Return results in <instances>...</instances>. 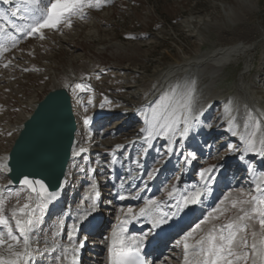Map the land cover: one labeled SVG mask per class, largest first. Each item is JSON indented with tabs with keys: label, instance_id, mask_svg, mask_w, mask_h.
<instances>
[{
	"label": "rangeland",
	"instance_id": "374dc122",
	"mask_svg": "<svg viewBox=\"0 0 264 264\" xmlns=\"http://www.w3.org/2000/svg\"><path fill=\"white\" fill-rule=\"evenodd\" d=\"M249 1L250 3L245 5L244 0H106L99 9L88 8L86 19H83V22H77L78 25L71 26V29L67 27L59 34H46L47 38L21 43L0 61V123L3 122L10 126L22 123L27 103L41 99L42 95L54 87L52 84L53 75L58 78L60 74H66L69 68H73V74H75L73 79L88 80L92 75L95 76L96 73H102L104 70L108 75L99 74L94 87L90 85V90H85L89 92H84L78 97L73 96L75 113L77 112L83 121L85 118L89 120V123L92 121L91 126L94 128L93 138L95 137V139L91 143L98 144L96 130L102 128L105 123L102 121L99 125H95L97 123L95 118L100 108L108 110L112 107L111 111L120 110L125 106V103L119 98L131 101L140 100L138 93L141 90L148 96L152 80L154 81L177 61L195 57L200 52L211 51L224 43L238 42L254 37L256 43L252 52L246 57L247 59H241L228 66L212 83L210 89H207L209 83L207 76L205 75V78L203 77L201 80L200 89L204 88V95L212 103L206 111L207 115L204 114V125L200 123L194 125L192 132L195 135L196 128H198L206 152H201L195 147L190 149L188 144L185 148L180 146V152L175 153L172 157L173 143H168L165 146L166 137H162L153 156L155 162L151 164L153 165L151 167L154 170L151 172L153 176L150 178L152 180L157 178L158 173L171 162V169H167L166 175L169 181L173 179L176 181L174 186L177 191L174 195L179 194L180 190L186 189L180 186H191V184L184 183L185 179L182 184L180 183L182 171H185L188 177L193 178L194 181L197 180L204 184L208 180L209 174L205 173L202 178L201 172L215 166L216 171L211 174L214 179H210L213 188L216 187V180H219L221 175L220 181L223 179L221 188L217 189L216 193L215 189L209 191L212 196L208 193L206 199L203 200L201 213L203 207L205 210L200 219L202 218V221L208 217L209 212L218 215L214 211L218 207L227 208L228 212L220 220L209 219L208 224L201 225V229H198L199 232L194 233V238L198 239L201 232L203 233L210 227V223L219 225L225 222L227 217L235 214L230 209L231 199L238 198L242 191L244 193L251 192L257 184L264 185V156L259 155L246 162L243 160L244 155H241V159H233L231 163L228 161L230 158H235L241 147H244V144L241 146L240 140L228 143L227 141L231 134L228 111L233 104L232 101L244 99L237 88V83L240 73L245 72L246 61L251 62V65L248 63L249 69L244 77L247 97L243 100V117H245L246 111H252L257 117L264 120V0ZM230 11H233L235 16H230ZM0 13H3L4 17L8 16V13L1 7ZM1 41L3 42V40ZM5 64L7 67L4 66ZM109 66L115 69L110 71ZM62 77L67 78L64 75ZM68 80L69 78L66 80L67 83ZM54 81L56 82V79ZM86 87L89 88V83ZM131 87L134 89L131 90ZM102 90L111 97L103 96ZM140 101L136 103H140ZM247 104L250 109L247 108ZM119 118L114 120L111 127H118ZM127 130L121 129L122 132L124 131V135H131L134 132L132 128H127ZM118 134L119 131L113 130L107 136L104 142L108 146L105 148L107 152L112 151L113 145L120 143L122 146L127 142L128 138L123 135L124 137L120 139L122 135ZM14 138V135L8 134V130L5 135L0 136V151L7 152ZM193 141L198 143L196 138ZM92 147L98 148L96 145ZM169 147L172 148L171 152L168 151ZM259 147L257 145L258 149ZM136 151L140 152V148L134 149V153ZM189 153H192L195 159H190ZM92 154H90V158L94 162L96 156ZM121 154V157L125 158V154ZM178 158L181 159L179 163L177 162ZM145 159L142 154L140 158H135L133 164L138 163V167H140ZM192 161L196 167L193 172L189 173L188 165L193 164ZM75 165L71 173L75 172ZM247 166L249 171L246 173ZM103 171L106 173L108 170L104 169ZM83 172L84 165L82 163L76 169V174L79 177L83 175ZM173 174L174 177H172ZM241 176L244 178L242 179ZM260 178L261 182H259ZM7 181L5 174L0 173V194H3L5 199L6 214L10 215L13 208L22 206L24 203H31L32 207L36 209L33 218L39 217L40 223L34 230H38L34 237L41 239H34V252L39 259L33 260L32 264H45L41 260L49 253L37 252V250L43 248V244L56 238L61 224L60 216L53 217L51 213L49 216L46 215L48 216L46 219H43V211L41 212L36 207L35 201L28 200L29 196H34L33 193L21 185L18 188L8 187ZM235 183H238V186L233 188ZM80 185L82 186V183L76 181L72 194L67 193L63 201L66 202L69 199L72 205L77 203L84 196L87 184L85 183L81 190L79 189ZM152 189L146 184L137 187L135 192L149 191L151 194ZM79 191L83 192L81 198H79ZM17 192L20 193L19 196L15 195ZM154 195L157 198L156 193L151 194V196ZM167 197H169L168 193ZM176 197L177 195L172 198ZM225 197H229V201L221 204ZM106 202L107 206L104 212L107 211V226H105L104 236H107V232L114 224L112 218L115 212V207L109 197H106ZM208 205L209 207H205ZM193 227L195 225L190 226L189 229ZM184 235L182 234V237ZM102 240L103 238H101ZM180 240L168 241L165 248L171 254L164 256L167 257V260L162 261L161 264H177L181 248L177 241ZM104 246L98 244L89 246L87 249L93 252L94 256L98 255L103 260L106 252Z\"/></svg>",
	"mask_w": 264,
	"mask_h": 264
},
{
	"label": "snow or ice",
	"instance_id": "6c2138e0",
	"mask_svg": "<svg viewBox=\"0 0 264 264\" xmlns=\"http://www.w3.org/2000/svg\"><path fill=\"white\" fill-rule=\"evenodd\" d=\"M10 0H3L4 4H8ZM106 0H48L41 7V0H21L25 6V14L21 16L25 23L21 32L26 36L40 34L43 39V29L57 30L60 25L71 27V21L74 16L81 19L86 18L84 9H99L105 4ZM21 9L17 6L11 13L13 17L17 15ZM3 13H0V18ZM27 29V31H24ZM3 29H0L2 32ZM13 46H15V37ZM7 49L0 45V56ZM7 67V64L4 65ZM99 77H97L98 79ZM75 89L85 90L82 84H76ZM90 90V86L89 89ZM91 103V100H89ZM195 82H187L185 84H177L164 92L158 100L145 111L146 133L144 136L145 143L151 141L154 137H166L170 142H175L177 134L183 140L186 138L194 125L199 124V117L195 115ZM103 106V105H102ZM84 124L88 125L89 120L85 118ZM229 130L233 136L239 138L244 144V151L264 156V120L257 117L252 111H246L243 122L241 123L236 117H232L229 110ZM259 145V149L257 148ZM83 151V149L81 150ZM169 152L172 148L169 147ZM192 159L195 156L189 153ZM0 168H7L6 165L0 164ZM215 171L213 168L205 169L201 172V177L205 173L209 174V179H214L211 174ZM251 171V168H250ZM20 185L34 193L29 196L28 200H35L36 207L42 212L47 204L54 200L57 193L50 192L48 186L43 180L29 179L24 177ZM93 185V189H95ZM177 191L175 186L168 192V196L172 198ZM19 196L20 193H15ZM200 193L195 192L189 196L183 197V200H177L176 209L180 211L182 206L189 203H196ZM99 196V193H96ZM247 197V198H245ZM124 197L121 196V199ZM229 201V197H225L221 204ZM157 204L156 201L146 202V207L140 210L144 215L148 211V206ZM94 208L95 205L93 204ZM230 209L235 213L233 216L227 217L225 222L219 225L213 223L209 228L204 230L203 234L198 238H194V233L201 229V225L209 223V219L216 221L226 216L228 209L217 208L214 211L218 215L209 213L200 224L187 233L178 245H182L185 264H264V185L257 184L249 193H240L236 199L230 200ZM35 208L31 203H24L22 206L13 208L10 215L6 214L5 199L0 194V247L6 246L7 255L0 253V264H31L33 250L31 249V234L40 223V218H33ZM123 211V209L121 210ZM132 213V209L127 210ZM176 213H172L175 215ZM164 217L168 213L163 214ZM129 221H124V226L113 231L112 240L109 247L110 264H145V261L139 255L141 245L137 243L134 237L126 239L122 233L126 232V225ZM164 219H156L153 225L163 223ZM255 222V223H254ZM258 225V228H257ZM69 240H72V234L69 233ZM83 247V244H80ZM72 250L78 253L79 249L73 245ZM39 250H37L38 252ZM69 251L68 248L63 249L64 253ZM67 259V256H64ZM75 264V257H73Z\"/></svg>",
	"mask_w": 264,
	"mask_h": 264
},
{
	"label": "bare ground",
	"instance_id": "6f19581e",
	"mask_svg": "<svg viewBox=\"0 0 264 264\" xmlns=\"http://www.w3.org/2000/svg\"><path fill=\"white\" fill-rule=\"evenodd\" d=\"M244 3L246 5L250 3V1L244 0ZM229 15L235 16V13L233 11H230ZM255 43H256V40L254 37H251L249 39L247 38L245 40L238 41V42L231 41V42L216 46L211 51L200 52L195 57H189L183 61H177L174 64H171L163 74L159 75L154 81L152 80L151 86L149 88L150 90H149L148 96L142 99L140 103H137V106L147 107L148 105H150L152 101H153L152 103L156 102L158 98L164 92L169 90L171 87L177 84H185L187 82L194 81L195 82V98H196L194 114L197 115L199 119L201 118L202 120L208 107L212 103V101L204 95L203 93L204 88L200 89L201 87L200 83H201L202 78L205 75L207 76V78L209 79V83L207 84V89L208 88L210 89L212 83L219 78V76L228 66L234 63H237L241 59H247L246 57H248L249 53L252 52V49ZM245 63H246L245 72L243 71L240 73L238 83H237V88L241 92L242 97H244V99L242 98L234 99L233 104L231 108L229 109L231 110L232 117H236L241 123L244 120L243 100H245V98L247 97V89L245 88V85H244V77H245V74L247 73V69H249L248 63L249 65H251L250 64L251 62L246 61ZM38 100L39 99H36L34 102ZM79 153L80 151L76 147L73 151V158H77ZM0 164L4 165V163L2 162H0ZM1 170H5V169L0 168V171ZM113 171L117 173L119 171V166L116 165ZM67 179H68V176L63 184V188H61V190L57 192L56 198L54 200H51L43 210L44 217H46L45 215L47 213H51L54 209H56V212H57L56 215H59V214L62 215V223H64L65 218H68L69 220L68 224L67 222L65 223L66 233H65V237L63 236L61 243L58 242L54 245L51 244L50 242L45 243L47 253L49 252V255L45 257L48 259L47 264H72L70 256H71L73 245L76 247L78 242L85 239V235L82 232L83 228L86 227L87 224L93 222L95 218L97 217L96 215L101 213V209L97 208L96 206L93 208L92 200L87 199V198L83 200L82 204L78 205V209H76V211L72 215H65L63 211H58L57 208L59 206L56 204V201L59 197L63 196V192L66 188ZM184 179H185V174L182 175V180ZM261 180L262 179L260 178L259 182H261ZM205 188L206 186L205 187L203 186V188L200 186H197V187L193 186L189 191H187L186 193H183L182 197L180 198L182 202L183 197L189 196L195 192L200 193L199 198L196 203H189L187 206H182V208L186 209L185 212L188 213V216H192L193 219L200 215L202 202L204 199H206V196L208 195V193L205 195L204 190L207 191V188L206 189ZM128 189L130 188L128 187L125 190H128ZM109 190H111L112 193L116 192V194H119L118 192L120 189H118L114 185V187H112ZM33 195L35 194L33 193ZM135 198L139 200L141 197H139L138 195ZM133 199L129 201H133ZM34 201L35 200H33V202ZM148 201H154V200L147 199V198L143 199L141 204L138 206V208L131 214L128 213V211H124L121 215L115 214V218L113 219L115 221V224L114 226L111 227L110 231L107 233V236L105 237V239L107 240L106 245H105L107 257L105 258L103 264H110L109 263V247L111 244L113 231L124 226L125 220H128L129 222L126 225L127 230L126 232L122 233V236L126 239V242L128 243H131V241L127 240V238L134 237L137 243H139L140 245H142L143 242L146 241V239H149V238H146L149 233L145 234L146 232H143L145 228H148L147 229L148 232L149 231L158 232V230L161 227H170L172 225L171 226V229H172L174 227V224L177 223V222L173 223V218L169 217L168 219H165L163 223H159L158 225L154 226L153 221L156 219H159L160 215L157 212L161 210L162 208L159 205V202H157V204L155 205L148 206V211L144 215H142L140 210L146 207V202ZM173 209L174 208H172V210ZM176 213H180V211H176ZM168 216H172V212H169ZM209 225L211 226L212 224L210 223ZM140 227L142 228L140 229ZM79 230L80 232H78ZM173 230H175V228H173L172 231ZM192 231L193 229L190 230L189 232H192ZM60 232H61V227L58 229L57 237H60V234H59ZM98 232H100V230ZM102 232H103V229H101V233ZM196 232H199V230H197ZM69 233L72 234V240H69ZM91 238H92L91 240L94 241L95 243L98 241L97 236H94ZM65 248L69 249L67 253L63 252V249ZM31 249L33 250L32 240H31ZM0 253H4L5 255H7L6 246L0 247ZM65 255L67 256V259H64ZM37 256L38 255H36V253L33 251L31 264L33 260H36L38 258ZM181 259H183V262L181 264H185L183 247H181ZM42 260H45V259L43 258ZM95 262L97 261H94L93 264H95ZM87 263L90 264L89 262Z\"/></svg>",
	"mask_w": 264,
	"mask_h": 264
},
{
	"label": "water",
	"instance_id": "95a60500",
	"mask_svg": "<svg viewBox=\"0 0 264 264\" xmlns=\"http://www.w3.org/2000/svg\"><path fill=\"white\" fill-rule=\"evenodd\" d=\"M77 123L66 89L50 91L23 123L8 155L10 182L27 176L43 180L50 192L60 190L75 143Z\"/></svg>",
	"mask_w": 264,
	"mask_h": 264
}]
</instances>
